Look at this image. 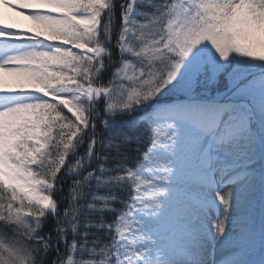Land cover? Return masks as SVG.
<instances>
[{
	"label": "snow or ice",
	"instance_id": "1",
	"mask_svg": "<svg viewBox=\"0 0 264 264\" xmlns=\"http://www.w3.org/2000/svg\"><path fill=\"white\" fill-rule=\"evenodd\" d=\"M0 264H264V0H0Z\"/></svg>",
	"mask_w": 264,
	"mask_h": 264
},
{
	"label": "rangeland",
	"instance_id": "2",
	"mask_svg": "<svg viewBox=\"0 0 264 264\" xmlns=\"http://www.w3.org/2000/svg\"><path fill=\"white\" fill-rule=\"evenodd\" d=\"M4 19L9 23H18L23 27L32 26V22L27 20L24 16L19 15V13L15 11L5 10Z\"/></svg>",
	"mask_w": 264,
	"mask_h": 264
},
{
	"label": "bare ground",
	"instance_id": "3",
	"mask_svg": "<svg viewBox=\"0 0 264 264\" xmlns=\"http://www.w3.org/2000/svg\"><path fill=\"white\" fill-rule=\"evenodd\" d=\"M6 10H8V9H6ZM9 11H12V10H9Z\"/></svg>",
	"mask_w": 264,
	"mask_h": 264
}]
</instances>
